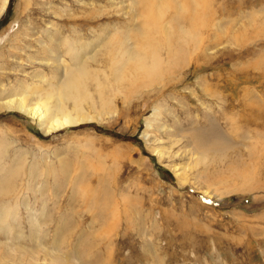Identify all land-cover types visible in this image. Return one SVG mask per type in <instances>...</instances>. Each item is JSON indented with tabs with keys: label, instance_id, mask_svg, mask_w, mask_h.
<instances>
[{
	"label": "rangeland",
	"instance_id": "1",
	"mask_svg": "<svg viewBox=\"0 0 264 264\" xmlns=\"http://www.w3.org/2000/svg\"><path fill=\"white\" fill-rule=\"evenodd\" d=\"M66 39L105 89L50 135L0 112V264H264V0H9L0 87Z\"/></svg>",
	"mask_w": 264,
	"mask_h": 264
},
{
	"label": "bare ground",
	"instance_id": "2",
	"mask_svg": "<svg viewBox=\"0 0 264 264\" xmlns=\"http://www.w3.org/2000/svg\"><path fill=\"white\" fill-rule=\"evenodd\" d=\"M8 5L9 0L1 1L0 19L6 12ZM65 46L66 49L64 48V50L58 47L57 51H51L53 55L58 58L56 66L59 76L56 82L50 80L47 83V87L44 88L42 84L46 82V79L41 76L38 78L37 83H34L30 87L22 83L14 87L10 85L2 86V88L0 87V112L14 111L23 114L36 121L40 129L47 135L93 120L83 109V102L92 97L88 89V83L90 80L94 81L100 97L105 87L100 83L99 75L95 73V75L92 76V73L95 71L92 72L90 67H88V60H91L92 57H83L82 48H80L77 42L72 44L71 41H67L66 39ZM118 48L119 47H117V49ZM112 51L113 50H111V52ZM64 53L70 56V60L73 63L72 66L69 67L65 58L61 56ZM124 56H127L126 58L131 60L133 58L141 60L140 58L142 57H136L131 52H126ZM117 62L118 61H115L114 63L118 64ZM155 62H157V60ZM60 68L63 69L60 70ZM100 103L103 109L108 106L109 102L101 98ZM69 105H72V109H70ZM92 108L96 109L95 103L92 105ZM73 112H75V115ZM2 154V151H0V157ZM157 155L161 158L163 157L159 151H157Z\"/></svg>",
	"mask_w": 264,
	"mask_h": 264
}]
</instances>
